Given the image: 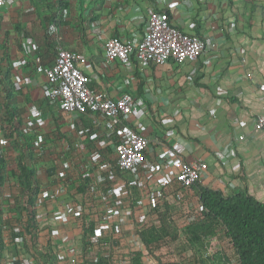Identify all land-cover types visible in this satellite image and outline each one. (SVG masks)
Masks as SVG:
<instances>
[{"label":"built area","instance_id":"2783aa9c","mask_svg":"<svg viewBox=\"0 0 264 264\" xmlns=\"http://www.w3.org/2000/svg\"><path fill=\"white\" fill-rule=\"evenodd\" d=\"M169 1L159 0L147 6L133 3L125 7L135 15L133 19L145 24L141 33L123 30L104 38V30L95 22L91 24L93 33L103 42L108 65L119 62L129 72L135 68L144 72L152 66H167L172 62L180 66L186 62L197 63L211 39L187 34L173 26L170 16L174 8ZM188 2L182 0L183 5ZM9 5V0H0V12ZM98 9L112 11L113 1L102 0L96 11ZM33 10L31 7L29 12ZM58 15V22L70 19L68 8ZM25 41L29 46L33 39L27 36ZM34 62L39 64L41 59L35 57ZM83 62L78 52L59 45L54 63L44 69L47 98L57 105V116L68 119V137L55 148V159L50 167L43 163L37 166L39 195L32 206V231L37 244L29 242L30 235L26 232L30 222L29 202L26 198L22 204L19 202L23 192L17 179L19 168L14 158L4 161L7 173H4L6 181L0 192V206L6 250L0 255V264H40L44 250L53 259L42 260L44 264H83L84 260L97 263L101 259L112 264H132L137 256L142 264L176 263L189 256V252L180 253L178 249L182 238L150 252L140 234L148 226H160L159 214L166 209L160 191L173 181L182 187L171 198L180 232L202 215L203 205L191 192V187L201 182L206 163L173 158L163 182L155 183L154 173L145 166L152 143L157 144L158 140L152 141L130 125L131 120L138 121L145 116L140 99L124 87H119L118 98L92 89L93 78L82 70ZM252 76V73L246 75L247 78ZM177 116L164 117L161 124H173ZM85 119L90 122L89 126L84 124ZM2 122L0 115V157L6 158L10 140L4 134ZM254 127L264 131V113L255 119ZM21 132L31 136L35 128L29 122L21 127ZM45 144L42 137L36 140L34 153L40 158ZM179 149L177 146L176 150ZM86 174L89 181L85 188L82 176ZM131 184L138 192L135 206L129 191ZM234 187L229 183L231 190ZM86 247L88 253L84 256ZM216 251L231 254L233 248L224 241L207 255Z\"/></svg>","mask_w":264,"mask_h":264},{"label":"crops","instance_id":"0c3cea01","mask_svg":"<svg viewBox=\"0 0 264 264\" xmlns=\"http://www.w3.org/2000/svg\"><path fill=\"white\" fill-rule=\"evenodd\" d=\"M9 1L0 12V41L6 43V52L0 50V102L9 91L3 85L8 74L15 91L9 103L15 106L21 127L33 125L35 132L28 137L35 146L41 137L46 142L41 158L34 153L36 166L50 167L55 148L68 137V119L57 116L58 107L48 101L45 89L44 69L54 63L56 46L61 45L84 58L81 68L93 78L92 89L118 98L119 87H124L140 99L145 116L130 125L158 140L152 143L145 166L154 173L155 183L163 182L173 158L202 160L206 163L203 187L224 194L247 189L264 202V131L254 127L264 113V0H189L187 5L170 0L173 26L209 37L211 43L197 63L172 62L144 72L138 68L129 72L119 62L108 65L103 42L91 24L104 30V38L123 30L141 33L145 24L133 19L135 15L125 7L159 0H112V11H96L102 0H84L82 6L72 0L69 21L56 30L50 26L45 0ZM31 7L36 10L29 12ZM26 35L33 39L32 45L26 44ZM35 57L41 59L39 64ZM173 114H178L173 124H161ZM84 124L90 122L85 119ZM42 260L53 259L42 257L40 264Z\"/></svg>","mask_w":264,"mask_h":264},{"label":"trees","instance_id":"16d2710c","mask_svg":"<svg viewBox=\"0 0 264 264\" xmlns=\"http://www.w3.org/2000/svg\"><path fill=\"white\" fill-rule=\"evenodd\" d=\"M55 1L45 0V7L50 11L51 28L57 29L67 23L58 22V13L68 8L72 0H57L56 3ZM74 1L79 2L82 6L84 0ZM36 5L35 7L38 9L39 5ZM33 9L34 12L36 9ZM2 49L6 52V43L0 41V50ZM3 85H8L9 91L0 102V115L4 134L10 140V148L6 158L0 157V192L6 181L4 173L7 172L3 168L4 161L14 158L19 168L17 179L23 188L19 202L22 204L25 198L29 202L27 206L29 207L30 222L26 232L30 235L29 242L37 244L38 239L32 231L34 217L32 206L39 195L36 179L37 159L34 154L35 140L21 132V121L16 115L15 106L9 103L15 91L8 74L5 76ZM82 179L86 188L89 181L88 175L82 176ZM180 190L182 187L176 181L161 188L160 194L165 199L166 209L164 213L159 214L160 226H148L140 234L150 252L182 238L180 253L189 252V256L171 264H264L263 201L250 194L247 189H237L230 194H224L222 191L205 188L200 183H196L191 187V192L198 197L203 205L202 215L180 232L176 226V216L171 205L172 195H176ZM129 191L132 205L135 206L138 198L137 188L131 184ZM2 215L0 206V255H3L6 250L3 225L1 224ZM14 237H16L15 234ZM224 241H228L232 245L233 253L216 251L212 255H207L210 250L214 251ZM87 253L86 247L84 256ZM48 256L51 255L44 250L43 257L48 258ZM84 261L83 264H112L105 259H101L97 263ZM132 264H142L140 256L134 257Z\"/></svg>","mask_w":264,"mask_h":264},{"label":"rangeland","instance_id":"374dc122","mask_svg":"<svg viewBox=\"0 0 264 264\" xmlns=\"http://www.w3.org/2000/svg\"><path fill=\"white\" fill-rule=\"evenodd\" d=\"M255 6H256V7H258V5H255ZM178 248H179V250L181 249V247H180V246H179Z\"/></svg>","mask_w":264,"mask_h":264}]
</instances>
